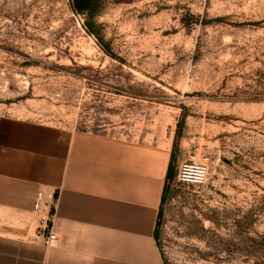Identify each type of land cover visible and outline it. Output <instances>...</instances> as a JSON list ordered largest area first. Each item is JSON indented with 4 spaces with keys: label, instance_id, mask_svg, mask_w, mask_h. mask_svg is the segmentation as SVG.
Masks as SVG:
<instances>
[{
    "label": "rangeland",
    "instance_id": "rangeland-1",
    "mask_svg": "<svg viewBox=\"0 0 264 264\" xmlns=\"http://www.w3.org/2000/svg\"><path fill=\"white\" fill-rule=\"evenodd\" d=\"M87 16L0 0V122L171 148L166 264H264V0H101L92 32ZM190 157L204 186L177 180Z\"/></svg>",
    "mask_w": 264,
    "mask_h": 264
},
{
    "label": "crops",
    "instance_id": "crops-1",
    "mask_svg": "<svg viewBox=\"0 0 264 264\" xmlns=\"http://www.w3.org/2000/svg\"><path fill=\"white\" fill-rule=\"evenodd\" d=\"M171 148L0 122V264H166L157 230ZM39 190L55 247L33 237Z\"/></svg>",
    "mask_w": 264,
    "mask_h": 264
},
{
    "label": "built area",
    "instance_id": "built-area-1",
    "mask_svg": "<svg viewBox=\"0 0 264 264\" xmlns=\"http://www.w3.org/2000/svg\"><path fill=\"white\" fill-rule=\"evenodd\" d=\"M208 179V164L194 157L184 159L178 167L177 180L183 185L201 187L208 182ZM33 211L37 219L33 237L46 247L57 246L59 237L54 228L56 202L53 194L46 196L43 190H39L35 197Z\"/></svg>",
    "mask_w": 264,
    "mask_h": 264
},
{
    "label": "trees",
    "instance_id": "trees-1",
    "mask_svg": "<svg viewBox=\"0 0 264 264\" xmlns=\"http://www.w3.org/2000/svg\"><path fill=\"white\" fill-rule=\"evenodd\" d=\"M100 2H101V0H71V4H72V7L74 10H76L79 13H84V14L88 15L86 26H87L88 30L91 32L93 29H92L91 22L89 20H92V18L96 15ZM100 43H101V46L103 47V49L109 55L112 56L113 53L110 50L108 44L105 43L102 39H100ZM172 177H173V166H172V163H170L169 168H168V172H167V180L169 181ZM168 181H167V185L165 186L163 201H164L165 194L167 191Z\"/></svg>",
    "mask_w": 264,
    "mask_h": 264
}]
</instances>
